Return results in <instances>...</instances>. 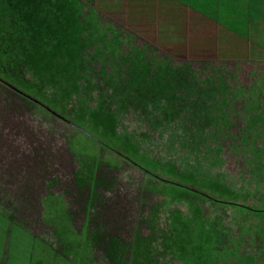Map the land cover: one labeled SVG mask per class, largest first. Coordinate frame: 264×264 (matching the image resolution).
I'll list each match as a JSON object with an SVG mask.
<instances>
[{
	"label": "trees",
	"instance_id": "16d2710c",
	"mask_svg": "<svg viewBox=\"0 0 264 264\" xmlns=\"http://www.w3.org/2000/svg\"><path fill=\"white\" fill-rule=\"evenodd\" d=\"M214 5L205 0L189 23L211 24L201 42L192 34L189 45L182 35L186 14L175 8L160 20L162 43L194 51L188 59H210L216 50L218 56L227 36ZM110 23L82 0H0L4 109L17 101L31 114L62 115L100 137L82 134L99 150L66 135L78 162L73 181L85 195L80 230L68 201L53 191L58 178L47 164L49 153L36 165L32 190L47 189L36 219L50 232H37L19 215L28 218L25 193L32 185L0 179V264H262L252 231L238 220L232 226L216 210L253 211L264 202V74L248 87H238L237 77L218 84L187 62L132 45L134 35ZM242 31L253 46L264 40L252 25ZM239 90L247 91L236 96ZM129 116L134 129L125 124ZM228 155L238 165L235 180L225 168ZM121 161L144 174L131 240L111 231L99 211L100 192L115 186ZM2 165L3 176L8 167ZM223 246L230 251L225 256Z\"/></svg>",
	"mask_w": 264,
	"mask_h": 264
},
{
	"label": "rangeland",
	"instance_id": "374dc122",
	"mask_svg": "<svg viewBox=\"0 0 264 264\" xmlns=\"http://www.w3.org/2000/svg\"><path fill=\"white\" fill-rule=\"evenodd\" d=\"M85 5L91 9L97 10L101 15V20L105 23H110L111 27L119 28V32L127 34H133V41L131 44H139L142 47L149 46V51L160 52L163 55H169L177 62H187L188 65L194 67L198 72H201L205 76L217 81L219 84H228L227 80L231 81L230 77H237L240 84L238 87H248L258 77L264 74V64L241 62L238 64L229 63L224 60L217 59L215 55L210 59H195V57L188 59V57L194 55V51H187L183 47L176 45L166 46L161 41V36L157 32V26L154 25V21L158 25V20L161 18L164 21L165 16H170L173 9L180 7L175 4L165 3L167 0H157L158 7L155 5L154 0H82ZM179 5H181L179 3ZM173 16V15H172ZM146 20H154L149 22ZM144 22V24L142 23ZM149 22V23H148ZM161 33H164L160 29ZM185 39L187 34L184 32ZM127 44L124 45L127 48ZM184 48V50H183ZM148 51V52H149ZM184 56H187L184 58ZM228 81V82H229ZM232 88L237 87L235 83H231ZM247 90H239L235 95L245 93ZM232 93V90L230 91ZM245 99H248L244 95ZM4 100L0 96V165L4 164L7 168L6 174L0 169V179L9 181L15 180L17 183L31 184L32 187L28 190L26 195L30 204L28 208V218L24 217L22 213L19 215L24 219H27L28 224H33L37 229V232L45 234L46 231L50 232L51 227L46 223H42V220L36 219V211L39 212L43 209L40 201V195L46 194L47 189L32 190L38 186V167L41 164V159L45 153H49L47 164L52 168L51 175L58 178V184L54 187L53 191L61 193L68 201V206L74 214L73 221L78 226L83 223V210H84V194L79 191L74 183V172L78 167L77 159L73 152L70 150L69 143L66 139V135L69 138H78L87 145L89 149L100 147L93 140L85 137L82 134H92L95 136V131L88 127H82L81 124L75 125L80 130H75L71 125L63 122L58 118L46 117L43 113L28 112L22 104L17 101H13L9 108L4 109ZM69 123L71 121L67 119ZM125 124L129 129L137 127V122L132 121L131 116L125 120ZM234 130V129H233ZM71 136V137H70ZM106 153V151H104ZM157 153V151H156ZM107 157H113V160L118 161L115 156L109 154L107 151ZM227 163L225 168L230 172L232 180H235L236 168L238 165L234 158L230 155L226 156ZM36 165L38 167H36ZM119 166L117 170V182L113 188L109 191H101V198L103 204L99 211L101 212L103 219L108 224V228L114 233L120 234L124 240H131L133 226L138 220V210L141 209L139 202V185L144 183V174L139 171L130 162L121 161L115 163ZM3 166V165H2ZM23 172L17 175V178L11 174ZM30 180V182H28ZM5 181V182H6ZM4 184V182H1ZM139 184V185H138ZM30 186V185H29ZM23 187V186H22ZM26 187V186H25ZM23 187V189H25ZM28 187V186H27ZM24 194V197L26 196ZM23 197V195H21ZM150 205V204H149ZM258 208L249 210L244 207L230 206L228 211H222L217 209L216 212L222 215V217L230 222L234 226L235 220L241 221L243 224V230L257 237L258 243L262 246L261 254H264V221H262L264 215V202L257 204ZM230 209V210H229ZM25 210V207L23 208ZM227 215V216H226ZM243 217L244 219H241ZM233 244H240L239 241L233 242ZM219 252L225 256L230 252L223 246ZM259 253V251H257ZM264 264V257L261 261ZM178 264V263H176Z\"/></svg>",
	"mask_w": 264,
	"mask_h": 264
},
{
	"label": "crops",
	"instance_id": "0c3cea01",
	"mask_svg": "<svg viewBox=\"0 0 264 264\" xmlns=\"http://www.w3.org/2000/svg\"><path fill=\"white\" fill-rule=\"evenodd\" d=\"M155 1L154 8L157 6V0ZM161 2V0H158ZM207 1V0H206ZM217 5V25L221 28L222 34L227 36V40L224 44L220 43V54L217 56V50L212 54L217 59L224 60L229 63H241L250 62L257 64H264V40L257 46H253L250 37L245 35L239 30L245 29L249 26H254L261 29L264 32V0H216ZM203 2V3H202ZM205 0H167L165 3L169 4H181L177 5L182 11H184L185 19L188 22L185 32L187 34L186 41L191 45V35L193 34L197 41L201 42L199 37L202 31H209L211 24L204 22L196 28L189 25L191 19L194 16L196 10L203 7ZM202 6V7H201ZM160 20L158 25L154 20H146L149 22L154 21V25L157 26V32L160 35ZM148 22V23H149ZM144 24V22H142ZM233 29V31L225 29ZM198 31V32H196ZM161 36V35H160ZM261 51V52H260Z\"/></svg>",
	"mask_w": 264,
	"mask_h": 264
},
{
	"label": "flooded vegetation",
	"instance_id": "af4514ba",
	"mask_svg": "<svg viewBox=\"0 0 264 264\" xmlns=\"http://www.w3.org/2000/svg\"><path fill=\"white\" fill-rule=\"evenodd\" d=\"M58 118H60L63 122H65V123L71 125L72 127H73V126L76 127L73 123H69V121H68L66 118H64L62 115H61V116H58ZM76 128H77V127H76Z\"/></svg>",
	"mask_w": 264,
	"mask_h": 264
}]
</instances>
